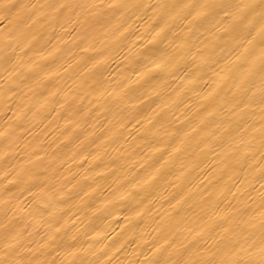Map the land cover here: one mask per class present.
<instances>
[{
    "label": "bare ground",
    "instance_id": "obj_1",
    "mask_svg": "<svg viewBox=\"0 0 264 264\" xmlns=\"http://www.w3.org/2000/svg\"><path fill=\"white\" fill-rule=\"evenodd\" d=\"M0 3V261L259 259L262 0Z\"/></svg>",
    "mask_w": 264,
    "mask_h": 264
},
{
    "label": "snow or ice",
    "instance_id": "obj_2",
    "mask_svg": "<svg viewBox=\"0 0 264 264\" xmlns=\"http://www.w3.org/2000/svg\"><path fill=\"white\" fill-rule=\"evenodd\" d=\"M262 3H264V0H262ZM17 6L14 4H8V3H0V9H2L5 13L3 16V19H8V13L11 12L12 9L16 8ZM64 7V5H57L55 6L56 10H59V8ZM260 103L264 104V93H262L260 98ZM225 231H228L227 229ZM166 243H169L166 241ZM188 251V249H185ZM195 255L194 252L189 251L188 259L179 260L176 262V264H264V241H262L261 246L259 248V252L256 254L259 256V259H256L253 255H250L249 259L247 261H244L242 259L236 258L238 257V252L235 250V247H229L228 245H225V249L223 251V254L219 259L215 260H204L199 258H193ZM0 264H12L11 261H0ZM147 264H152L151 261L147 262Z\"/></svg>",
    "mask_w": 264,
    "mask_h": 264
}]
</instances>
